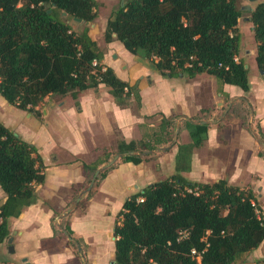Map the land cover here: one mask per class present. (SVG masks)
Masks as SVG:
<instances>
[{"label": "trees", "instance_id": "1", "mask_svg": "<svg viewBox=\"0 0 264 264\" xmlns=\"http://www.w3.org/2000/svg\"><path fill=\"white\" fill-rule=\"evenodd\" d=\"M237 1L119 0L107 16L103 40H119L163 75L192 78L205 72L220 84L248 90V68L243 60L235 59L242 38ZM97 8V0H0V94L8 103L39 114L37 107L48 95L76 98L103 84L118 105L128 106L133 99L138 110L136 86L101 63L103 51L89 27L98 16ZM247 17L256 42V65L264 71V0ZM184 125L191 141L178 144L176 173L125 199L114 226V262L196 264L191 250L205 248L202 264H261L237 262L239 254L264 240L263 222L250 202L256 201L254 192L225 179L197 182L183 177L180 171L189 169L193 147L206 139L207 123L187 120ZM174 128V116H162L158 128L147 137L118 139L115 153L121 161L138 163L152 157L150 151L158 145L173 141ZM258 132L264 142L259 127ZM109 158L110 154L92 165L84 163L89 171L87 182ZM112 167L113 163L104 167L94 185ZM44 180L45 164L37 148L0 121V187L6 196L0 202V243L9 236L10 218L35 201V185ZM52 228L54 234L60 229L71 235L64 216L57 223L53 217ZM68 244L77 249L81 242L73 238Z\"/></svg>", "mask_w": 264, "mask_h": 264}, {"label": "crops", "instance_id": "2", "mask_svg": "<svg viewBox=\"0 0 264 264\" xmlns=\"http://www.w3.org/2000/svg\"><path fill=\"white\" fill-rule=\"evenodd\" d=\"M110 10L89 25L90 35L103 51L101 63L136 86L140 96L137 111L133 99L128 106L118 105L103 84L76 98L48 95L37 107L39 114L16 108L0 94V121L33 144L45 164V180L35 185V201L10 218L9 236L0 243V264H116L114 226L118 213L129 195L176 173L178 144L191 141L184 125L187 120L207 123L206 139L200 147H193L190 167L180 174L192 181L225 179L228 184L248 188L264 211V155H260L264 142L258 132L259 127L264 134V74L256 65V42L248 15L244 20L251 26V46L244 43L242 15L237 24L242 38L235 59L243 60L248 68L249 88L243 90L238 85L220 84L205 72L192 78L163 75L119 40L105 42L103 31ZM162 116L175 118L173 141L158 145L150 151L152 157L138 163L121 161L115 153L117 140L147 137L158 128ZM108 154L109 160L119 154L113 167L93 184L90 193L81 195V204L71 208L90 182L84 163L92 165ZM5 198L0 187V202ZM61 216L68 220L70 236L60 229L53 232L52 218L57 223ZM73 238L80 240L81 254L78 247L68 244ZM263 260L264 240L237 256V262L264 264Z\"/></svg>", "mask_w": 264, "mask_h": 264}, {"label": "rangeland", "instance_id": "3", "mask_svg": "<svg viewBox=\"0 0 264 264\" xmlns=\"http://www.w3.org/2000/svg\"><path fill=\"white\" fill-rule=\"evenodd\" d=\"M118 1L119 0H98L97 12L99 14V18L97 16L95 23L97 22V19L99 20L103 19L107 15L109 10L118 4ZM258 1L259 0H238L237 1L238 6H240L241 15H242V17H240V28L244 33V43L247 47H249V45L251 46L253 39L252 40L250 39V27L251 26L249 23H247L244 20L245 16L249 15V10H247L246 8H243L242 6L250 5L251 7H253L256 5ZM226 211H227L226 209L222 210L223 213H226Z\"/></svg>", "mask_w": 264, "mask_h": 264}, {"label": "water", "instance_id": "4", "mask_svg": "<svg viewBox=\"0 0 264 264\" xmlns=\"http://www.w3.org/2000/svg\"><path fill=\"white\" fill-rule=\"evenodd\" d=\"M242 7H243V8H246L247 10H251V9H252V7H251L250 5H245V6H242ZM64 14H65V13H64ZM74 19H75L76 21H81L80 18H74ZM85 24H88V22H85ZM245 67H247V65H245ZM259 72H260L261 74L264 73V71H263L262 69H259ZM176 131H178V126H177V130H176ZM262 145H263V147H264V143H262ZM118 157H119V154L114 155L113 158L107 162L106 166L110 165V164H111L114 160H116ZM102 169H103V168H97V169L95 170V172H94V174H93V176H92V178H91V180H90L88 186H87V187L81 192V194H80V195L78 196V198H77V201L73 204V206H72L71 208H73V207L78 203V201H79V199H80V197H81V195H82L83 193H85L86 191H89V190L92 188V186H93V184H94V182H95V179H96L97 175L99 174V172H100ZM71 208H70V209H71ZM70 209H68L66 212L70 211ZM66 212H65V213H66ZM8 241L11 242V241H12V238L9 237V238H8ZM9 251H13V246H12V244H9ZM78 251H79V253L81 254V249H80V247H78Z\"/></svg>", "mask_w": 264, "mask_h": 264}, {"label": "built area", "instance_id": "5", "mask_svg": "<svg viewBox=\"0 0 264 264\" xmlns=\"http://www.w3.org/2000/svg\"><path fill=\"white\" fill-rule=\"evenodd\" d=\"M186 190L191 192L192 188H186ZM193 190L196 194L199 191L196 188H194ZM142 199H143L142 197L138 198L139 201H141ZM250 202L253 206H255V213H256L258 219L261 220L263 222V225H264V211L259 208V206L257 205V203L254 199H251ZM184 234H186V231L182 232V235H184ZM204 249L201 251H196L195 249L191 250L192 257L196 259V264H202L201 263V254L203 253Z\"/></svg>", "mask_w": 264, "mask_h": 264}]
</instances>
